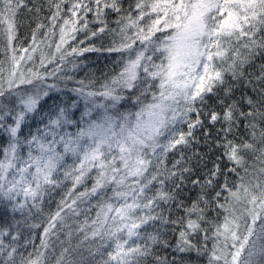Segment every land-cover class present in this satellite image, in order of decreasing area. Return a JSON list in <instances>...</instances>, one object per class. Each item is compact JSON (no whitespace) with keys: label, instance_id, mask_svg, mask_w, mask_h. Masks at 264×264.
Instances as JSON below:
<instances>
[{"label":"snow or ice","instance_id":"obj_1","mask_svg":"<svg viewBox=\"0 0 264 264\" xmlns=\"http://www.w3.org/2000/svg\"><path fill=\"white\" fill-rule=\"evenodd\" d=\"M0 264H264V0H0Z\"/></svg>","mask_w":264,"mask_h":264},{"label":"trees","instance_id":"obj_2","mask_svg":"<svg viewBox=\"0 0 264 264\" xmlns=\"http://www.w3.org/2000/svg\"><path fill=\"white\" fill-rule=\"evenodd\" d=\"M84 63L86 65L85 70H95L97 75H99V70L105 69V66L110 67L111 58L107 57V54L85 53ZM83 74V72L80 73L81 77ZM57 199H59V197H57Z\"/></svg>","mask_w":264,"mask_h":264}]
</instances>
